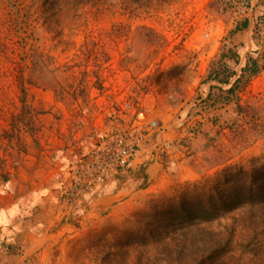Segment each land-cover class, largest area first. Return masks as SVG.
Returning a JSON list of instances; mask_svg holds the SVG:
<instances>
[{
  "label": "rangeland",
  "instance_id": "1",
  "mask_svg": "<svg viewBox=\"0 0 264 264\" xmlns=\"http://www.w3.org/2000/svg\"><path fill=\"white\" fill-rule=\"evenodd\" d=\"M248 2L0 0V264H134L145 218L264 163V71L241 111L204 82L223 50H256L264 0ZM117 146L134 166L95 179Z\"/></svg>",
  "mask_w": 264,
  "mask_h": 264
},
{
  "label": "trees",
  "instance_id": "2",
  "mask_svg": "<svg viewBox=\"0 0 264 264\" xmlns=\"http://www.w3.org/2000/svg\"><path fill=\"white\" fill-rule=\"evenodd\" d=\"M246 1L252 5V0ZM257 20L261 34L254 40L256 50L247 52L242 63L237 47L223 50L204 80L216 83L211 88L225 92L228 103L240 111L238 92L264 71V55L259 54L264 8H258ZM249 25L245 18L231 31L234 34ZM231 60L234 67L228 64ZM166 205L154 217L145 218H152V223L147 222L148 228L136 236L139 255L134 264H227L229 253L235 251L250 256L247 264H264V163L250 171L229 170L221 181L189 191ZM228 217L233 218L229 225L213 226ZM0 246L14 250L6 241Z\"/></svg>",
  "mask_w": 264,
  "mask_h": 264
},
{
  "label": "built area",
  "instance_id": "3",
  "mask_svg": "<svg viewBox=\"0 0 264 264\" xmlns=\"http://www.w3.org/2000/svg\"><path fill=\"white\" fill-rule=\"evenodd\" d=\"M107 152L101 156V159L96 161L93 166L92 175L95 179L107 177L110 172L119 168H131L134 166V154L128 152L125 148L117 146V148H106ZM102 171V172H101Z\"/></svg>",
  "mask_w": 264,
  "mask_h": 264
},
{
  "label": "crops",
  "instance_id": "4",
  "mask_svg": "<svg viewBox=\"0 0 264 264\" xmlns=\"http://www.w3.org/2000/svg\"><path fill=\"white\" fill-rule=\"evenodd\" d=\"M156 162H153V163H150L148 164L145 172L146 174H143L144 175V180H147V181H152L153 182V185L155 184H161L164 182L166 176H167V171L164 170V169H161V170H156Z\"/></svg>",
  "mask_w": 264,
  "mask_h": 264
}]
</instances>
